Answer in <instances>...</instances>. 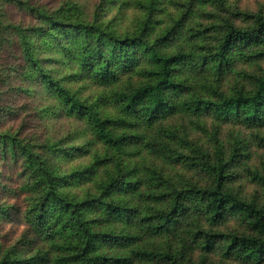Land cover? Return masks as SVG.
<instances>
[{"label":"trees","instance_id":"trees-1","mask_svg":"<svg viewBox=\"0 0 264 264\" xmlns=\"http://www.w3.org/2000/svg\"><path fill=\"white\" fill-rule=\"evenodd\" d=\"M193 1L172 0L186 9L157 31L160 0L133 1L146 11L132 26L102 13L109 0L94 13L71 1L0 0V122L20 124L17 130L0 124V264H192L183 234L203 253L221 248L264 264V207L232 184L241 139L235 135L226 153L217 135L213 148L204 147L168 121L181 114L264 125V67L237 70L240 61H264V13L199 0L216 11L207 13V24L188 27ZM234 71L242 79L224 87ZM56 117L85 125L107 155L83 170L61 171L59 159L89 149L49 137L46 122ZM156 126L153 135L145 131ZM254 137L264 146L262 133ZM137 145L139 153L207 175L206 183L157 166L139 175L123 160ZM114 159L117 171L108 172L98 192L70 194L72 183ZM247 172L264 194V173ZM231 218L246 232L218 228ZM14 233L20 234L7 239ZM144 237L165 244L139 245Z\"/></svg>","mask_w":264,"mask_h":264},{"label":"rangeland","instance_id":"rangeland-1","mask_svg":"<svg viewBox=\"0 0 264 264\" xmlns=\"http://www.w3.org/2000/svg\"><path fill=\"white\" fill-rule=\"evenodd\" d=\"M54 0H49L51 4ZM77 2L83 6V8L89 12L94 13L96 6L102 4L101 2L105 0H63ZM124 1H128L127 4H122ZM133 1L135 0H109L103 6V14L108 15L107 18L113 16H120L124 21V25H133L136 21H140L145 17V9L136 5ZM177 1V0H176ZM181 2H188L190 0H179ZM229 6L232 9L239 8L243 11L250 12H263L264 13V0H227ZM172 0H160L158 5V10L154 16L156 19L155 29L161 31L167 26L171 25L174 20V17H179V14L183 13L186 8H179L174 6ZM192 12L190 14V20L187 23V26L199 27L200 23L207 24L209 20L208 12L215 13L214 8H209L204 6L199 2V0L193 1ZM228 13H225L226 15ZM264 67V61H259L254 64H247L245 62H238L237 70H253L257 67ZM241 76L237 75L236 71L231 72L223 82L224 87H230L234 84L235 81H240ZM17 97H22L20 94L13 92ZM16 97L13 98L15 100ZM19 102L22 99L18 100ZM169 127L174 131L181 133L186 131L189 137L204 147L213 148L214 145V136L217 135L224 145L226 153L230 151L231 143L233 137L237 135L241 139L244 149L243 157L237 167L238 177L232 183L236 191H239L242 194V197L247 199L255 198L260 205L264 207V194L263 189L251 180V177L248 175L247 170L250 168L256 170L260 173H264V146L260 145L259 142L255 139L254 134L259 132L264 135V125L262 127L249 128L242 125H234L231 123L223 124L217 123L211 117H202L195 118L190 116L176 115L168 119ZM48 127L45 130V133L52 138L61 139L63 138L64 142L62 146L67 147L68 145H85L89 149V153L82 155L81 153L75 152V156L59 159L61 164V171L65 173H71L73 171H79L85 169L86 166L92 164V160L95 156H105L107 155V148L102 143H99L93 139V136L90 132L85 131V125L80 122L73 121L70 118L56 117L48 119L46 122ZM0 124L6 128L17 130L19 127V122L12 120L10 118H4L1 120ZM29 124L23 127V130ZM165 125V124H164ZM158 126L152 129H145L148 135L155 134V129ZM144 130V129H143ZM130 154L124 156L126 162L131 166L137 165L140 168L139 175H143L144 166H157L162 167L163 172L170 174L172 177L184 175L186 177L192 178V180L198 181L201 184L206 183L207 175L202 176L201 174L191 171L187 168L181 166H173L168 164L165 161L158 160L162 159L157 156L148 154L146 151L141 150L139 153V146L136 148L130 147ZM118 159H114L108 164H104L92 170V173H88L86 178H81L78 181L72 183V186L69 188L71 195H76L78 198L84 197L87 193H96L99 191L98 184L101 180H105L108 177V172L117 171L116 162ZM146 168V167H145ZM83 179V180H82ZM82 180V181H81ZM81 181V182H79ZM219 229L227 232H237L242 233L246 232L244 227L240 225L235 218L228 219L223 225L218 227ZM20 233L9 234L7 239L17 238ZM184 238L187 239V258L192 264H200L203 259L206 260L207 264H251L245 263L235 257L226 256L221 248H216L210 253H203L195 243L191 242L189 235L183 234ZM4 239V242L7 240ZM147 243L149 247H159L162 246L164 240L160 237H144L139 245H144ZM40 247L44 250H48L51 257L55 255V252L48 246L47 243L41 242ZM180 245L179 240L176 243V247ZM115 249V248H111Z\"/></svg>","mask_w":264,"mask_h":264}]
</instances>
